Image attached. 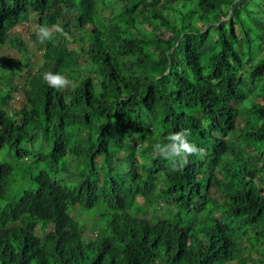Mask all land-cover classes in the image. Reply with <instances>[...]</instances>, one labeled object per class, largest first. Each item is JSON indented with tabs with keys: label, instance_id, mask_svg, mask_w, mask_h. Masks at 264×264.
<instances>
[{
	"label": "trees",
	"instance_id": "obj_1",
	"mask_svg": "<svg viewBox=\"0 0 264 264\" xmlns=\"http://www.w3.org/2000/svg\"><path fill=\"white\" fill-rule=\"evenodd\" d=\"M262 6L264 0H0V47L20 54L0 55V254L5 248L8 263L89 264L91 245L75 235L67 214L90 201L117 209L99 241L110 262L123 254L133 217L132 251L123 250L135 260L123 264H264ZM30 13L36 25L28 39L41 61L23 74L31 62L14 28ZM54 24L66 35L53 32L41 42L38 26ZM46 72L69 85L50 87ZM16 75L20 82L11 80ZM240 116L236 135L226 136ZM185 130L206 155H188L173 170L155 146ZM137 195L151 207L148 223L135 218L148 212ZM162 204L177 207L178 223L172 211L162 218ZM193 217L200 237L181 239L180 224ZM46 223L57 226L54 233L35 232ZM151 240L148 251L143 244Z\"/></svg>",
	"mask_w": 264,
	"mask_h": 264
},
{
	"label": "clouds",
	"instance_id": "obj_2",
	"mask_svg": "<svg viewBox=\"0 0 264 264\" xmlns=\"http://www.w3.org/2000/svg\"><path fill=\"white\" fill-rule=\"evenodd\" d=\"M66 15V14H65ZM63 16V15H62ZM64 17V16H63ZM62 20V19H61ZM29 19L27 18V22ZM61 21H59L60 23ZM53 32H59L62 35H66V33L63 32V28L58 25L54 24L49 28L48 26H38V31H37V38L41 41L44 42L46 40H50L52 38ZM8 47L6 45H3V47ZM31 69V68H30ZM36 71V69L32 71H26L25 73H32ZM23 73V74H25ZM19 76L20 75H16ZM43 79L45 82L50 87L56 88L57 90H61L66 88L70 81L65 77L60 74H53L51 72H46L43 75ZM18 92L13 93L12 101H17ZM243 124V118L240 116L238 118L235 127L233 128L232 131L228 132L225 134L226 136H231L234 137L238 131V126ZM233 132V133H231ZM188 135L187 130L181 133H173L169 139L172 141L171 144L166 145V146H161V145H156L155 146V151L160 155L161 157H164L165 159L169 160L171 163V166L173 170H179L183 168L187 164V156L188 155H200L201 157L203 155H206L205 150L203 148H197L194 144H190L187 139L185 138ZM251 150L248 153V155H251L253 158H257L258 155H256V151L253 150V148H250ZM262 159L257 161V164L260 166L261 165ZM234 184H231V188L233 189ZM211 192H207V195ZM200 199V198H199ZM212 199V196L208 197L207 202L205 205L207 208H209V200ZM135 201L138 204H143V202L146 203V206L144 209L147 210L148 212L142 215H137L136 217H142L144 221L147 223L149 222V215L151 214V207L146 202V199L143 198L141 195L135 196ZM194 203V202H193ZM191 204L190 206L193 207L194 204ZM77 204L74 205L73 210H69V213L67 214L70 218H72L73 223H72V229L73 232L77 237H79L83 242L86 244L91 245V251L93 254L88 253L87 259L90 261L89 264L93 263H111V264H123L126 262L128 259L131 261H134L135 258H129L125 251L123 250H129L132 251V235L135 231L136 227V222L133 217L129 221H127V227L125 231L123 232V238L120 241V245L122 248L120 250L123 252L122 255H119L118 253H113L112 255V262L108 261L106 258V249L105 247H101V243H99L100 236H103L105 231L109 229L110 227V220L108 217L113 214L115 216V211L117 209H113V206H108L105 207L103 203L101 205H98L95 203H91L88 201L87 203L85 202V206H82L80 210H76ZM168 206V207H166ZM162 209H160L158 212H161L162 218L166 219L168 217V213L172 211L175 214V219L178 223V211L177 207H173V205H161ZM102 208V209H101ZM135 212H137L135 210ZM111 213V214H110ZM206 214V213H205ZM137 221V220H136ZM120 223V222H119ZM119 226V224H118ZM57 227V226H56ZM55 227V228H56ZM199 225H198V220L197 218L194 219L192 218L191 221L185 222L183 224H180L179 228L183 232V237L181 239H187V238H199L200 237V230H199ZM52 224L46 223L45 226H43V230H40L38 227L35 228V232L37 233H44L48 235V233H54V229ZM118 229V227H117ZM239 230H242V226L239 228ZM40 235V234H38ZM244 238V237H242ZM153 242H157L156 240H151L145 242L143 245L146 248V250L149 251V246L151 247L153 245ZM128 244V245H127ZM1 246L4 247L3 243H0ZM17 258H14L12 263H8L6 260V253H5V248L0 254V264H15ZM68 264H75L78 263L77 261L67 259L65 260Z\"/></svg>",
	"mask_w": 264,
	"mask_h": 264
},
{
	"label": "rangeland",
	"instance_id": "obj_3",
	"mask_svg": "<svg viewBox=\"0 0 264 264\" xmlns=\"http://www.w3.org/2000/svg\"><path fill=\"white\" fill-rule=\"evenodd\" d=\"M262 9L264 11V6H262ZM28 23L27 24H19L14 28V32L17 34H21L23 39L26 40L27 49H28V56L30 58L31 67H34L33 69H30L31 67H22L21 66V73H25L26 71H32L36 69L40 65V57L38 56V52L34 49L33 45L30 44V40L28 39L30 31H33V28L36 25V21L34 20L33 13H30L28 15ZM0 55H3L6 59H19L20 54L15 49H11L10 47H0ZM25 66V65H24ZM12 81L20 82L21 77L14 76L11 78ZM16 106V104H15ZM34 150H38L39 148V142L34 141ZM28 147L30 148L31 145L28 144ZM30 159L27 158V161ZM111 174H113V171H111ZM102 209V208H101ZM230 264V263H228Z\"/></svg>",
	"mask_w": 264,
	"mask_h": 264
}]
</instances>
